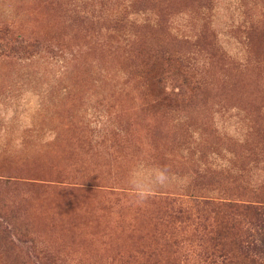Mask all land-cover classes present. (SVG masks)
<instances>
[{
    "label": "rangeland",
    "instance_id": "obj_1",
    "mask_svg": "<svg viewBox=\"0 0 264 264\" xmlns=\"http://www.w3.org/2000/svg\"><path fill=\"white\" fill-rule=\"evenodd\" d=\"M1 28L42 47L0 44V264H197L206 233L257 243L254 220L200 200L264 189V0H0ZM135 34L180 55L143 71ZM206 82L201 107L162 103ZM141 162L170 180L137 204Z\"/></svg>",
    "mask_w": 264,
    "mask_h": 264
},
{
    "label": "trees",
    "instance_id": "obj_2",
    "mask_svg": "<svg viewBox=\"0 0 264 264\" xmlns=\"http://www.w3.org/2000/svg\"><path fill=\"white\" fill-rule=\"evenodd\" d=\"M139 29L141 28L138 25H132V31H138ZM137 31L134 33H137ZM135 35V39L132 38L130 42L131 54H129L128 59L131 61V65L139 66L143 71L150 70L151 72L160 60H164L168 56L178 57L180 55L177 53V47H168L155 37L145 40L138 34ZM22 41L18 35L10 33L7 28L0 29V44L3 45L5 50H8L10 55L24 52L32 54L39 51L42 47V42L38 40L27 43ZM195 42L193 44L199 46L203 51H207L210 58L216 57L221 60V53H218V51L215 53L207 49L212 47L213 41L211 39L209 41L203 31H201ZM165 72V70H161L154 75L159 85L162 84L167 75ZM206 85L210 88L206 82L201 83L200 86H193L190 92L189 90L186 92L185 89L181 88L178 92L172 90L166 94L164 93V102L162 103L169 110L176 108L183 112L189 111L194 107H201L205 103V98L206 100L208 99L209 91L211 90ZM213 95H215V92ZM253 121L257 123L256 118ZM225 196V198H220L217 201L203 199L200 202L210 209L212 208V212H218L219 210L222 213L236 212V214H244L254 220L256 226L260 229L257 243L255 241L247 242L246 238L243 241L240 238L230 242L233 249L225 250L224 242H221L223 239L221 235L216 233L214 236L206 233L204 236L210 238V245L202 248L199 253L200 256L196 260L197 264H264V189L253 191L247 195L245 190L241 188L235 194H225ZM236 196L240 198H235Z\"/></svg>",
    "mask_w": 264,
    "mask_h": 264
},
{
    "label": "clouds",
    "instance_id": "obj_3",
    "mask_svg": "<svg viewBox=\"0 0 264 264\" xmlns=\"http://www.w3.org/2000/svg\"><path fill=\"white\" fill-rule=\"evenodd\" d=\"M170 180V169L157 166L151 169L141 162L130 172L128 183L130 194L137 204H143L155 195L157 187L166 186Z\"/></svg>",
    "mask_w": 264,
    "mask_h": 264
},
{
    "label": "bare ground",
    "instance_id": "obj_4",
    "mask_svg": "<svg viewBox=\"0 0 264 264\" xmlns=\"http://www.w3.org/2000/svg\"><path fill=\"white\" fill-rule=\"evenodd\" d=\"M163 16V15H162Z\"/></svg>",
    "mask_w": 264,
    "mask_h": 264
}]
</instances>
